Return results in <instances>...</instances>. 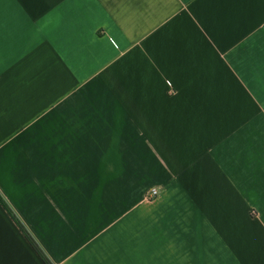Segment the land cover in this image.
Returning <instances> with one entry per match:
<instances>
[{
	"label": "crops",
	"instance_id": "obj_1",
	"mask_svg": "<svg viewBox=\"0 0 264 264\" xmlns=\"http://www.w3.org/2000/svg\"><path fill=\"white\" fill-rule=\"evenodd\" d=\"M156 188L158 194H146ZM0 264H264V0H0Z\"/></svg>",
	"mask_w": 264,
	"mask_h": 264
},
{
	"label": "trees",
	"instance_id": "obj_2",
	"mask_svg": "<svg viewBox=\"0 0 264 264\" xmlns=\"http://www.w3.org/2000/svg\"><path fill=\"white\" fill-rule=\"evenodd\" d=\"M0 202L2 203V200H0ZM10 215L13 217L14 221L18 224V226L23 230V232L26 235V238L28 239L29 243L32 245V247L34 248V250L39 254V256L42 258L43 262L45 264H50V262L48 261V259L44 256V254L41 252V250L39 249L38 245L34 242V240L28 235V233L26 231H24L23 227L21 226L20 222L17 220V218L12 214L11 211H9Z\"/></svg>",
	"mask_w": 264,
	"mask_h": 264
},
{
	"label": "built area",
	"instance_id": "obj_3",
	"mask_svg": "<svg viewBox=\"0 0 264 264\" xmlns=\"http://www.w3.org/2000/svg\"><path fill=\"white\" fill-rule=\"evenodd\" d=\"M158 194V190L156 188H151L150 190H148L146 197L148 199H154Z\"/></svg>",
	"mask_w": 264,
	"mask_h": 264
}]
</instances>
